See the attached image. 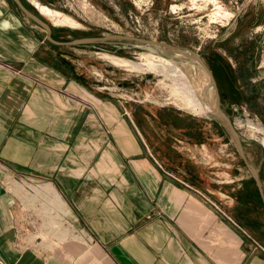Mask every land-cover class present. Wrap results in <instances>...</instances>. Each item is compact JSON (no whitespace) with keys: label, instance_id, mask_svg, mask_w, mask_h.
<instances>
[{"label":"crops","instance_id":"1","mask_svg":"<svg viewBox=\"0 0 264 264\" xmlns=\"http://www.w3.org/2000/svg\"><path fill=\"white\" fill-rule=\"evenodd\" d=\"M37 17L0 0V264H264L261 190L206 166L209 143L206 164L169 166L163 140L102 92L99 71L116 72L88 68L78 26ZM28 182L57 193L59 212Z\"/></svg>","mask_w":264,"mask_h":264},{"label":"rangeland","instance_id":"2","mask_svg":"<svg viewBox=\"0 0 264 264\" xmlns=\"http://www.w3.org/2000/svg\"><path fill=\"white\" fill-rule=\"evenodd\" d=\"M20 2L50 30L78 26L81 33L72 39L89 40L83 44L88 68L116 72L111 83V75L99 71L102 84L113 88L102 92L132 111L152 140H163L169 166L180 155L203 164L208 158L215 173L245 178L231 188L260 189L264 206V0ZM36 3L55 14L40 12ZM206 143L209 157L200 153ZM191 145L199 147L196 159Z\"/></svg>","mask_w":264,"mask_h":264},{"label":"built area","instance_id":"3","mask_svg":"<svg viewBox=\"0 0 264 264\" xmlns=\"http://www.w3.org/2000/svg\"><path fill=\"white\" fill-rule=\"evenodd\" d=\"M27 183V181H26ZM28 184H30L28 186L29 190L32 193V195L36 197V194H39L38 195V199H37V206H46L48 208H52L53 209V212H49L50 214H55V212H59V206H58V203H59V196L57 195V193L51 191L49 189V187L45 186V185H42V183H30L28 182ZM46 212H42L40 210L35 211V212H30V223H29V226L30 228L27 229V232L28 233H31V229L34 230L36 226L39 225V223L42 222V218L43 215H45ZM0 262H1V257H0Z\"/></svg>","mask_w":264,"mask_h":264},{"label":"bare ground","instance_id":"4","mask_svg":"<svg viewBox=\"0 0 264 264\" xmlns=\"http://www.w3.org/2000/svg\"><path fill=\"white\" fill-rule=\"evenodd\" d=\"M36 5H37V8L40 9V12H42L44 14H47V15H50V16H53L55 14L51 9H49V8H47L45 6L40 5L39 3H36ZM180 53H181V55H185V56H187V57H189L191 59H195L197 61H200L199 57L196 54L192 53V52L191 53L190 52H180ZM203 108L206 111L212 112V110L210 108H208V107H203Z\"/></svg>","mask_w":264,"mask_h":264},{"label":"water","instance_id":"5","mask_svg":"<svg viewBox=\"0 0 264 264\" xmlns=\"http://www.w3.org/2000/svg\"><path fill=\"white\" fill-rule=\"evenodd\" d=\"M16 2L19 4V6L27 13V14H29V15H31V16H33L32 14H30L24 7H23V5H22V3L20 2V0H16ZM222 114V116L227 120V122L231 125V123H230V121L226 118V116L223 114V113H221ZM232 132H233V134H234V136L236 137V139H237V143H238V145H240V141L238 140V137L236 136V133H235V131L233 130V128H232Z\"/></svg>","mask_w":264,"mask_h":264}]
</instances>
